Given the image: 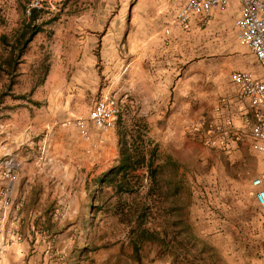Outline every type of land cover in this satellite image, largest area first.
<instances>
[{
	"label": "rangeland",
	"instance_id": "rangeland-1",
	"mask_svg": "<svg viewBox=\"0 0 264 264\" xmlns=\"http://www.w3.org/2000/svg\"><path fill=\"white\" fill-rule=\"evenodd\" d=\"M178 1L0 0V264H264V214L251 186L264 156L246 131L236 152L205 144L196 129L217 86L206 64L194 77L186 71L221 60L247 72L254 58L246 47L237 57L228 9L181 35ZM33 7L42 31L9 63L2 37L13 42ZM107 96L118 120L101 133L88 117ZM78 120H88L89 139ZM136 129L152 141L156 174L139 170L129 178L135 192L117 193L104 181ZM139 224L166 231L169 246L136 254Z\"/></svg>",
	"mask_w": 264,
	"mask_h": 264
},
{
	"label": "built area",
	"instance_id": "built-area-1",
	"mask_svg": "<svg viewBox=\"0 0 264 264\" xmlns=\"http://www.w3.org/2000/svg\"><path fill=\"white\" fill-rule=\"evenodd\" d=\"M241 16L235 22L237 40L247 46L260 61L264 69V0H240ZM230 0H184L179 7L174 23L187 27L193 19H210L216 11L226 10ZM238 88L237 101L244 112V126L237 127L233 115L226 106L220 114L224 121L205 129L199 125L205 144L210 148L231 153L232 146L239 143L242 134L248 130L250 147L258 155L264 156V78L253 76L250 72H239L232 76ZM88 120L101 133H109L116 127L118 105L113 97H105L96 102L89 113ZM88 120L76 122L82 137L90 138ZM253 196L259 210L264 214V169L251 180Z\"/></svg>",
	"mask_w": 264,
	"mask_h": 264
},
{
	"label": "trees",
	"instance_id": "trees-1",
	"mask_svg": "<svg viewBox=\"0 0 264 264\" xmlns=\"http://www.w3.org/2000/svg\"><path fill=\"white\" fill-rule=\"evenodd\" d=\"M39 9L36 7L31 8L30 18L25 26L20 29L14 37V41H8L6 36L2 37L3 41H6L11 48L7 61L9 63H20V60L25 55L29 44L34 40L35 36L42 31L41 25H37V19ZM139 129L134 130V135H131L133 147L128 148V141L124 143V147L121 154V162L119 166L111 171L104 182H108L113 186L117 193H134L136 187H132L129 178L133 176L137 171L148 170L151 178L155 177L156 171L153 169L154 151L147 148V143H151V139L147 138V135L140 136ZM141 141V146L135 145ZM137 189L142 185L141 177L135 176ZM152 180V179H151ZM140 183V184H139ZM146 212V210H145ZM134 212L131 216L143 218L145 213ZM132 221V219H130ZM129 221V222H130ZM132 245L137 254L142 247L147 245L156 246L165 250L169 245L166 243L167 232L164 230H151L147 227H143L142 224L132 226Z\"/></svg>",
	"mask_w": 264,
	"mask_h": 264
},
{
	"label": "crops",
	"instance_id": "crops-1",
	"mask_svg": "<svg viewBox=\"0 0 264 264\" xmlns=\"http://www.w3.org/2000/svg\"><path fill=\"white\" fill-rule=\"evenodd\" d=\"M157 1V0H156ZM184 2V0H180L178 1V8L177 11L179 9V7L181 6V4ZM143 3H145V0H138V4L140 6L143 5ZM228 11L227 15L230 19H234V26H235V22L236 20L241 16V10H242V5H241V1L240 0H230V4L229 7L227 8ZM226 9V10H227ZM176 11V13H177ZM222 11H216L213 15H215V20L213 21V24L215 25L217 22L219 23V21H217L219 19V17H221V13H224ZM176 15V14H175ZM175 18V17H174ZM201 20L199 18H195L192 20V22L187 26V27H179L180 29H182V31L180 32L181 35H183V32H187L189 34H187V36H191L194 37V33H198L197 27L200 26ZM236 31V29H235ZM226 32L224 31L223 34H225ZM186 34V33H185ZM235 43L237 44V46L234 48V51L237 52V57L238 58H242V47H246L249 52L252 54L254 60L251 63V69L250 72L253 76L257 77V78H264V69L260 63V61L256 58V56L251 52V50L247 47L242 45L236 37V32H235ZM241 46V47H240ZM192 50V47L189 48V51ZM233 51V52H234ZM188 54H190V52H188ZM241 60V59H240ZM203 64L207 65V68L204 69L203 75L204 77H209V76H214V81L215 84L217 86V93L218 95V99L212 109V114L209 115L206 118H203L201 121V125L205 126V128H208L211 125H214L216 123L222 122L224 121V118L221 114L220 111H222L224 109V107H228L230 113L233 115L234 120H235V125L237 127H242L244 126L243 122H244V112H242V108L240 103H238L237 101V95H238V88L237 86L233 83L232 81V76L235 73H239V72H232V69L229 67H226L225 63L222 62L221 60L216 61L214 60V62H212L211 60L201 63L200 65L195 64L194 62H190L187 64L186 68H187V72L190 73V75L192 77H194V74L196 72L197 67L201 68L203 66ZM225 66V67H224ZM178 87V86H177ZM173 92L175 93H171L172 95H177L179 93L178 90H176V88H173ZM245 127V126H244ZM246 130L247 134H248V128L244 129ZM250 139V138H249ZM251 142V141H250ZM239 144L237 143L235 145L232 146V152H236L239 150ZM218 150V149H217ZM256 203V202H255ZM258 210L259 207L256 204ZM260 211V210H259Z\"/></svg>",
	"mask_w": 264,
	"mask_h": 264
}]
</instances>
